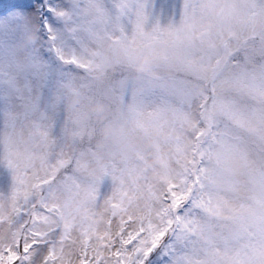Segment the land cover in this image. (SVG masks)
Masks as SVG:
<instances>
[{
    "label": "snow or ice",
    "instance_id": "6c2138e0",
    "mask_svg": "<svg viewBox=\"0 0 264 264\" xmlns=\"http://www.w3.org/2000/svg\"><path fill=\"white\" fill-rule=\"evenodd\" d=\"M0 264H264V0H0Z\"/></svg>",
    "mask_w": 264,
    "mask_h": 264
},
{
    "label": "clouds",
    "instance_id": "9594fccd",
    "mask_svg": "<svg viewBox=\"0 0 264 264\" xmlns=\"http://www.w3.org/2000/svg\"><path fill=\"white\" fill-rule=\"evenodd\" d=\"M38 40L37 33L34 31H28L22 33L18 36L16 44H17V53L19 55H23L24 51L32 46ZM151 66V57L147 53H141L139 55L138 64L136 67L137 73H140ZM66 94H69V90L65 89ZM79 102V98L69 94L68 105L69 107L76 105ZM103 110L102 103H92L88 105L84 111L85 117H90L94 122L103 121L104 117L101 114ZM104 135L108 134V129L104 128Z\"/></svg>",
    "mask_w": 264,
    "mask_h": 264
}]
</instances>
